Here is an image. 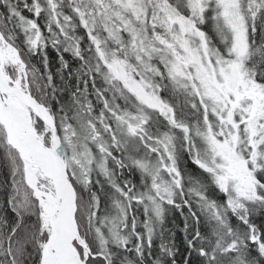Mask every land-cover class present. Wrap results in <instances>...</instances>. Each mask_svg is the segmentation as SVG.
Returning a JSON list of instances; mask_svg holds the SVG:
<instances>
[{
	"label": "snow or ice",
	"instance_id": "6c2138e0",
	"mask_svg": "<svg viewBox=\"0 0 264 264\" xmlns=\"http://www.w3.org/2000/svg\"><path fill=\"white\" fill-rule=\"evenodd\" d=\"M0 168V264H264V0H0Z\"/></svg>",
	"mask_w": 264,
	"mask_h": 264
},
{
	"label": "trees",
	"instance_id": "16d2710c",
	"mask_svg": "<svg viewBox=\"0 0 264 264\" xmlns=\"http://www.w3.org/2000/svg\"><path fill=\"white\" fill-rule=\"evenodd\" d=\"M50 52H51V49H50ZM52 56L54 57L55 53H52ZM4 171H5L4 169L0 168V179L3 178ZM254 219H255V222L259 225L262 222H264V215H261L258 213ZM173 221H175V225H179L182 227V220L179 217L178 213H176L175 216L170 215L168 217L167 224H166V227L176 230L175 225L173 224ZM176 242H177L178 247H180L181 249V255H179L177 259L178 261H180V264H182V257L185 253H184L183 237H182V234L179 233V231H177ZM155 243L159 244V240H157Z\"/></svg>",
	"mask_w": 264,
	"mask_h": 264
}]
</instances>
